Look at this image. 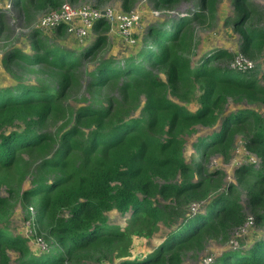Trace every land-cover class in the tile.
Instances as JSON below:
<instances>
[{
	"label": "trees",
	"instance_id": "obj_1",
	"mask_svg": "<svg viewBox=\"0 0 264 264\" xmlns=\"http://www.w3.org/2000/svg\"><path fill=\"white\" fill-rule=\"evenodd\" d=\"M151 1L161 9L182 0ZM218 1L198 0L189 15L150 26L135 55L100 58L111 28L105 19L84 48L50 43L35 29L31 54L14 48L4 55L12 79L0 86V264H184V254L201 251L209 239H229L250 220L262 232L214 264H264V114L252 107L227 111L230 101L264 105V67L257 75L255 62L264 27L254 21L251 0H232L237 16L225 24L240 34L239 53L255 66L232 67L237 54L225 49L193 65L194 24L211 25ZM136 2L121 0L122 10ZM63 3L14 0L26 17ZM4 28L0 20V34ZM51 32L66 35L67 25ZM19 70L32 76L26 81ZM87 75L90 98L67 105ZM239 134L259 162L236 167V182L223 185L222 174L205 163L228 155ZM30 204L33 237L51 246L41 255L11 221L17 205ZM116 211L123 224L109 222ZM160 224L169 226L163 239L135 253V239L151 238Z\"/></svg>",
	"mask_w": 264,
	"mask_h": 264
},
{
	"label": "rangeland",
	"instance_id": "obj_2",
	"mask_svg": "<svg viewBox=\"0 0 264 264\" xmlns=\"http://www.w3.org/2000/svg\"><path fill=\"white\" fill-rule=\"evenodd\" d=\"M64 2L74 3L76 5L80 4H97L96 0H64ZM251 2L256 7V16L255 23L264 27V0H251ZM198 0H182L174 7L168 8H157L155 3L151 0H137L136 4L132 8V12L136 13L139 17V24L135 27L133 32V38H135V44H128L125 39L117 32V30H111L107 32V45L100 51V58L104 55L114 56L116 59L125 57V55L138 53L145 45L147 44L146 37L148 28L152 25L158 23H163L164 20L168 22L176 21L180 16L189 15V13L196 8ZM100 7H109L117 12H121V0H107L101 3ZM48 10L44 11H35L30 17L25 15H20L14 5V0H0V20L3 22L5 28L2 34H0V86L8 85L11 82L12 75L7 72L5 67L1 64V59L4 55L14 49L21 48L31 54L33 51L30 50L31 35L34 30L40 29L38 27L41 16L46 13ZM236 11H234V6L232 0H219L216 9V16L211 23L206 24H194V39L195 46L193 48L192 61L193 65H197L201 59L217 50L225 49L231 54H238L240 52V45L242 38L239 33L235 32L231 26L225 24L227 17L236 18ZM41 30V29H40ZM48 33L50 36V43H56L59 45H65L71 47H80L89 46L95 40L96 33L93 32L91 37H89L84 43H80L69 36L66 35L55 36L51 31H40ZM148 39V38H147ZM150 43V40H148ZM97 60H93L88 68V73L94 69L93 64ZM257 63V75L262 71L264 67V50L261 53V56L255 60ZM96 63V62H95ZM233 67V64H232ZM24 71H27L24 69ZM23 71V72H24ZM21 73L18 71V74L22 75L26 81L32 76L31 73L27 74ZM82 80V86L74 88L72 94L66 98L65 103L72 107H77L80 105V101L84 97H89V92L86 88V83L89 80V76H85ZM264 83V80L262 81ZM199 92V91H198ZM244 104H237L234 101H230L227 105V111L232 112L236 111L241 107H252L257 111L264 114V105H250L247 102ZM197 102H193V105H196ZM194 108V107H192ZM55 127H53L54 129ZM200 131H204L203 128H200ZM191 145L189 146L187 156L192 154ZM197 159V155L193 159ZM249 162L258 164L259 160L257 156L249 151L242 140L241 134L235 137L234 144L229 150L228 155L224 154H213L209 160L205 163L206 167L210 172L221 173L223 185L230 182H236V167L247 164ZM25 185H28V181L24 182ZM205 203H192V209L202 210L204 209ZM35 209L30 204L26 208H23L21 205H17L15 215L12 218V225L16 228L17 231L22 233L25 237L28 238V245L35 251L38 255L46 253L51 249L47 240L34 239V224L30 221L32 219V213ZM128 217V216H127ZM109 222L113 224H123L125 222V217L122 216L117 211L109 215ZM169 231V226L160 224L159 230L151 238H140L135 239L133 248L135 253L145 254L152 247H155L160 239H163V236ZM262 230L257 228L254 223L250 220L246 225L235 228L231 231L229 239H209L206 243L204 249L199 252H188L184 254L183 263L184 264H214L216 258L222 253L228 250H234L240 248L242 243L246 246H249L251 242L261 233ZM261 235V234H260ZM19 255V254H18Z\"/></svg>",
	"mask_w": 264,
	"mask_h": 264
},
{
	"label": "built area",
	"instance_id": "obj_3",
	"mask_svg": "<svg viewBox=\"0 0 264 264\" xmlns=\"http://www.w3.org/2000/svg\"><path fill=\"white\" fill-rule=\"evenodd\" d=\"M102 19L109 22L111 30H117L128 44L136 43L135 38H133L134 29L139 24V17L136 13L132 11L117 12V10L109 7L103 8L89 3L76 5L64 2L60 8L51 9L44 13L41 16L38 27L42 31H51L61 24H66L68 35L79 43H84L92 34L95 23ZM232 64L234 68L242 71L255 66L254 62L246 59L240 53L237 54ZM34 214L35 211H33L32 215ZM39 240L43 241V238L39 237Z\"/></svg>",
	"mask_w": 264,
	"mask_h": 264
},
{
	"label": "clouds",
	"instance_id": "obj_4",
	"mask_svg": "<svg viewBox=\"0 0 264 264\" xmlns=\"http://www.w3.org/2000/svg\"><path fill=\"white\" fill-rule=\"evenodd\" d=\"M93 33V32H92ZM92 35V34H91ZM91 35H90V37H91ZM35 211V210H34ZM35 217H36V212H35V214L34 215H32V218L35 220Z\"/></svg>",
	"mask_w": 264,
	"mask_h": 264
}]
</instances>
